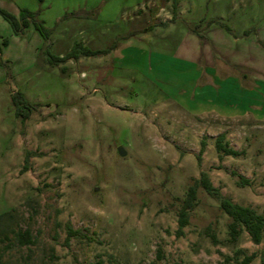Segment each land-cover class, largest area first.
I'll return each instance as SVG.
<instances>
[{
	"label": "rangeland",
	"instance_id": "obj_1",
	"mask_svg": "<svg viewBox=\"0 0 264 264\" xmlns=\"http://www.w3.org/2000/svg\"><path fill=\"white\" fill-rule=\"evenodd\" d=\"M172 1L0 0L50 30L15 34L0 13V264H264V234L231 239L202 188L177 232L201 171L264 215V57L251 47L264 48V0ZM75 43L116 48L48 63L46 49ZM14 92L35 106L25 120ZM219 134L241 154L217 152Z\"/></svg>",
	"mask_w": 264,
	"mask_h": 264
},
{
	"label": "trees",
	"instance_id": "obj_2",
	"mask_svg": "<svg viewBox=\"0 0 264 264\" xmlns=\"http://www.w3.org/2000/svg\"><path fill=\"white\" fill-rule=\"evenodd\" d=\"M177 1H172L173 12L176 13ZM0 13L9 22L13 32L20 34L24 29L32 24L35 29L47 40L50 30L44 26L43 21L39 20L37 13L26 8L20 10L19 18L0 8ZM173 13V14H174ZM174 19V16L171 20ZM116 48V43L112 44L109 48L102 50H92L81 43H75L70 51L62 56H56L50 53L49 49L45 50L47 55V61L49 64L65 63L70 59H78L81 55L93 56L108 53L110 50ZM11 102L15 108V115L22 120L28 118L32 109L35 107L24 100L23 95L20 92H14L11 95ZM215 149L217 152L224 156L236 157L241 154L240 151L231 148L229 143L225 142V137L219 134L215 140ZM210 180L207 173L201 171L200 176L195 178L187 188L184 200L181 201V205L178 211V228L177 232L182 233V229L187 225L189 218V211L195 206L198 199V188L202 190L210 197L218 199L219 207L221 210L230 217V221L227 224L231 239H236L240 235L241 231H245L249 234L250 240L254 243H259L263 239L264 234V215L258 214L253 208L248 206H241L232 202L229 198L224 197L221 191L215 187ZM249 183L244 177H240L239 184L246 185ZM68 237L84 235L79 230H69ZM20 244H31L33 242L29 231H24L18 235ZM254 255H249L243 259L241 264H248ZM157 264V263H156Z\"/></svg>",
	"mask_w": 264,
	"mask_h": 264
},
{
	"label": "crops",
	"instance_id": "obj_3",
	"mask_svg": "<svg viewBox=\"0 0 264 264\" xmlns=\"http://www.w3.org/2000/svg\"><path fill=\"white\" fill-rule=\"evenodd\" d=\"M23 8H25V7H23ZM139 11L141 12V10H139ZM164 19H165V20H164ZM164 19H163V22H166V21H169V22L171 21V22H172V21H173V20H171L172 18H171V19L169 18V16H167V17L164 18ZM189 34L194 36V34L191 33V32H190ZM193 36H192V37H193ZM194 37H195V36H194ZM220 37H221V40H222V38L224 37V36L222 35V33H221ZM196 38H197V36H196ZM263 42H264V39H263ZM251 45H253V46H251L252 48H254L255 46H256V48H259V47H260V48H259L260 51H261L260 53H261V56H262V58H263V57H264V48H263L262 46H260L259 44H256L254 41L251 43ZM254 45H255V46H254ZM260 53H258V54H260ZM229 64H230V63H229ZM243 69H245V67H244Z\"/></svg>",
	"mask_w": 264,
	"mask_h": 264
},
{
	"label": "water",
	"instance_id": "obj_4",
	"mask_svg": "<svg viewBox=\"0 0 264 264\" xmlns=\"http://www.w3.org/2000/svg\"><path fill=\"white\" fill-rule=\"evenodd\" d=\"M119 152H120L121 154H124L121 148H119Z\"/></svg>",
	"mask_w": 264,
	"mask_h": 264
}]
</instances>
